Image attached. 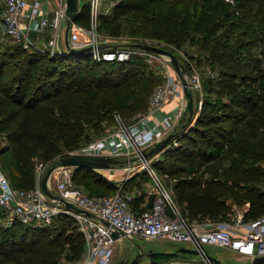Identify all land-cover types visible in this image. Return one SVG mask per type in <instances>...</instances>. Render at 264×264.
Instances as JSON below:
<instances>
[{
    "label": "trees",
    "instance_id": "trees-1",
    "mask_svg": "<svg viewBox=\"0 0 264 264\" xmlns=\"http://www.w3.org/2000/svg\"><path fill=\"white\" fill-rule=\"evenodd\" d=\"M117 1L112 13L102 17L100 28L111 29L118 17L127 16L129 35H149L178 49L186 43L197 45L218 68L217 87L212 91L216 98L206 96L201 100L190 123L183 122L176 131L175 144H169L164 159L155 163L173 180L172 189L185 216L198 221L227 219L231 206L222 195L228 194L248 204L244 221L261 217L264 167L258 163L264 160V79L258 89L240 90L242 43L238 39L226 41L219 33L224 25L251 8L264 15V0H183L157 13H150L151 9L164 0ZM76 20L88 24L87 5ZM15 45V53L0 46V156H4L0 162L17 188L34 187L33 159L37 155L46 150L78 147L103 136L105 124L101 116L105 112L116 110L114 114L128 120L145 113L154 88L161 83L138 56L125 62H102L110 66L96 75L97 67L105 65L95 62L88 53L50 55ZM7 72L11 74L9 79ZM89 129L100 136L92 138ZM225 141L236 160L228 183L207 176L202 169L204 163L215 160L216 150ZM78 172L85 181L97 180L102 174L76 168L77 185ZM107 180V188L113 191L89 193L115 192L116 182ZM143 201L144 197L135 198L134 209H139ZM2 216L0 211V219ZM19 226L25 229L17 236ZM84 249V236L68 215L59 216L49 226L16 223L0 227V264H60L66 250V258L76 260Z\"/></svg>",
    "mask_w": 264,
    "mask_h": 264
},
{
    "label": "built area",
    "instance_id": "built-area-1",
    "mask_svg": "<svg viewBox=\"0 0 264 264\" xmlns=\"http://www.w3.org/2000/svg\"><path fill=\"white\" fill-rule=\"evenodd\" d=\"M3 3L0 19L2 40L8 39L26 50L56 55L70 53L71 49L91 47L90 55L98 63L125 62L132 59L136 52L131 46H110L99 37L102 17L112 13L117 0H78L79 13L83 6L89 8L88 24L72 19L67 0H3ZM47 31H50L49 36L44 35ZM32 34H43L45 46L41 47ZM136 48L154 53L138 46ZM189 64L191 70L189 68L190 71L185 73L187 86L197 93L202 91L201 73L196 64L191 61ZM185 86L182 79L175 81L169 78L154 88L145 113L136 114L129 120L116 113L115 130L69 152L68 155H107L117 159L118 162L109 169L120 167L124 177L115 181L117 190L111 194L86 192L74 180V166H57L53 171L56 191L51 190L52 195H49L42 186L44 163L35 169L34 187L17 188L0 162L2 223L5 226L20 223L40 227L52 225L61 215L70 216L84 236L85 249L81 258L67 260L64 264H111L118 241L136 236L187 241L204 253L203 244H212L235 250L248 260L264 255V214L251 221L242 219L244 211H239L232 222L227 219L190 220L185 216L173 189L164 181L169 174L161 173L152 157L147 156L148 150L169 133L175 132L185 118L188 106ZM174 93L179 94L181 101L172 110H164ZM131 171H143L152 180L137 210L132 202L141 195L125 188L131 176L127 173ZM67 202L76 208L69 207ZM114 232L118 233V237L114 236ZM202 258L204 264H213L206 257ZM167 264L186 263L171 260Z\"/></svg>",
    "mask_w": 264,
    "mask_h": 264
},
{
    "label": "rangeland",
    "instance_id": "rangeland-1",
    "mask_svg": "<svg viewBox=\"0 0 264 264\" xmlns=\"http://www.w3.org/2000/svg\"><path fill=\"white\" fill-rule=\"evenodd\" d=\"M182 1L183 0H164L158 2L153 6L150 13H157L158 11L170 8L172 5H180ZM199 1L201 0H187V3H198ZM3 6V0H0V12L3 9ZM126 18L127 16L118 17L112 25L111 29H102L99 27L100 39L107 41L108 45L110 46L133 47L136 51L134 56L140 57V59L145 63L144 66L147 68V71L161 79L160 84L166 82L169 78L175 79V81H180L181 79L183 80L182 74L185 75V72L183 71L182 73H180L179 69H176V65L172 62L170 56L157 52H143L142 49L136 48L137 44L148 43L169 49L174 54H176L178 67H180L179 64H182L187 68V70H189L188 68L191 67L189 61L196 64L197 69L200 70L201 73L202 91L194 93L193 114H196L200 105V101L204 97L210 96L212 98H216L215 94L212 91L213 89H215V87H217L218 68L215 65H212L207 60L206 53L204 51H202L197 45H192L190 43H186L181 49H178L174 45L169 44L164 40L157 39L149 35L131 36L128 34V31L126 29ZM219 34L226 41L230 42L234 39H238L242 43L243 60L241 68L239 70L240 80L238 81V87L240 88V90L243 92H250L254 89H258L260 81L264 79V15L255 7L251 8L246 13H242L240 16L234 18L232 21L224 25ZM44 35L49 36L48 32ZM44 35L32 34L33 37L38 39V44L41 47L45 46L46 39ZM2 36V31L0 30L1 48L15 53L16 45L8 39L2 40ZM61 44L63 47H65L63 40H61ZM39 52L44 53L46 51L39 50ZM101 64L105 66H98V72H96V75L102 74L104 72V69L109 68L110 66L109 63ZM10 75L11 74L7 72L6 78L9 79ZM253 79L257 81H253ZM101 92L103 93L104 91ZM187 100H189V98H187ZM50 103L55 104L56 101H50ZM114 105L117 106L116 101L114 102ZM115 111L116 110H112L109 113L105 112V114L101 116L102 124H105V133L116 129L117 122L114 118ZM191 116L192 114L186 113L185 118L177 126L176 131L180 129V126L183 122H189ZM87 132L92 134V138L100 136L97 131L89 129L87 130ZM249 139L251 140L250 137ZM2 140L3 139H0V145H2L3 143ZM83 141L86 140H81L80 142ZM173 142L175 144V137L169 144ZM169 144L167 146H169ZM228 144L229 143L225 141L216 150L215 160L204 163L202 167V169L205 170L207 176L211 175L213 177L219 178L222 182L227 183L233 177L236 162L234 156L235 154L231 151V149H229ZM167 146L160 152L154 153L151 156L154 164L164 159V152L167 149ZM76 148L77 147L72 145L66 148H62L61 150H46L33 159L34 166L37 167L41 163H44V165L46 166L43 172L44 179L50 167L59 166L60 157L68 155L69 152L73 151ZM150 150L151 148L148 150V152ZM3 157L4 156H0V159H2ZM258 164L264 167V160L259 162ZM75 169L76 167H74V174ZM99 172L102 174H100L101 176L97 180L89 179L88 181L83 180V174L81 172H78L77 176H75L76 181L86 192H111L114 190V188H107V179L118 181L119 179L124 177V172L120 167H117L115 169L103 168L99 170ZM6 173L9 175L7 170ZM128 174H131V176L126 181L128 185L127 189H129L130 191H136L138 195H141V197H143L144 192L151 187V178H149L143 171L137 173L131 171L127 173V176ZM98 181L100 183H97ZM164 181L169 188H172L173 180L170 181L169 178H165ZM48 187L50 188V190L56 191V179L53 173L48 178ZM222 196L231 206V212L227 215V220L232 222L236 219L237 213L239 211L242 212L247 204L228 194H224ZM0 227H4L1 219ZM24 229L25 226L17 227L15 230L17 236H20ZM182 246L193 248L192 244L187 241H173L166 238L149 239L140 236H136L133 239L124 237L123 239L118 241L117 251L111 264H118L120 261L126 260L131 261L139 253H143L141 262L139 264H148L150 263V258L147 254L150 250L169 252L177 251ZM203 248L206 254L219 259L223 264L248 263L244 258H242V256L239 255L237 251L230 248L219 247L212 244H203ZM67 251L68 250H66L61 256L60 264H64L67 260H73L66 258L65 253ZM171 260L175 261V263L181 261L186 264H204V260L200 255H180L178 257L172 258Z\"/></svg>",
    "mask_w": 264,
    "mask_h": 264
},
{
    "label": "water",
    "instance_id": "water-1",
    "mask_svg": "<svg viewBox=\"0 0 264 264\" xmlns=\"http://www.w3.org/2000/svg\"><path fill=\"white\" fill-rule=\"evenodd\" d=\"M68 4V12L71 14L72 19L76 20L78 13H79V7H78V0H67ZM138 47L145 48L160 54L168 55L171 57L172 62L176 65V69H179L180 73L188 72L187 68L179 64L180 67H178V61L177 56L172 51L165 47H160L156 45L151 44H137ZM91 47L84 48V49H71L70 54H90ZM183 75V81L185 83V94L188 100V106L186 113L192 114L194 112V92L189 89L187 86V80L184 74ZM176 132L169 133L166 137H164L162 140L158 141L151 150L147 153V156H152L154 153L160 152L163 150L175 137ZM118 162L117 159L107 156V155H89V154H79V153H73L70 155L62 156L59 159V166H74L76 168H87V169H103V168H109L112 164H116ZM56 166L50 167L47 171L46 177L43 179L42 186L43 189L49 194L52 195V192L50 188L48 187V178L53 173ZM67 205L69 207H75L72 203L67 202ZM76 208V207H75ZM79 211H82L83 209L77 208ZM114 236L118 237V233L114 232ZM150 258V263L148 264H154V263H161L170 261L172 258L178 257L180 255H200L201 257H206L208 260H210L214 264H223L219 259L214 258L212 256H209L208 254L204 252H199L195 248L190 247H180L177 251H156V250H150L147 254ZM143 253H139L135 258H133L131 261H120L118 264H139L141 262ZM247 264H264V255L256 256L251 258Z\"/></svg>",
    "mask_w": 264,
    "mask_h": 264
},
{
    "label": "crops",
    "instance_id": "crops-1",
    "mask_svg": "<svg viewBox=\"0 0 264 264\" xmlns=\"http://www.w3.org/2000/svg\"><path fill=\"white\" fill-rule=\"evenodd\" d=\"M3 10V9H2ZM2 10H1V12H2ZM1 12H0V16H1ZM48 32V34H50V31H47ZM47 32H46V34H47ZM35 35H38V34H35ZM185 73H187V72H185ZM181 101V99H180V96H179V94L178 93H174V95L171 97V99L165 104V106H164V110H166V111H170V110H172L179 102ZM53 191V190H52ZM55 192V191H54ZM247 208V206L245 207V209ZM244 209V210H245ZM243 210V211H244ZM240 256H242V258H244L247 262L249 261L248 259H246V257L244 256V255H240Z\"/></svg>",
    "mask_w": 264,
    "mask_h": 264
},
{
    "label": "flooded vegetation",
    "instance_id": "flooded-vegetation-1",
    "mask_svg": "<svg viewBox=\"0 0 264 264\" xmlns=\"http://www.w3.org/2000/svg\"><path fill=\"white\" fill-rule=\"evenodd\" d=\"M127 261V260H126Z\"/></svg>",
    "mask_w": 264,
    "mask_h": 264
}]
</instances>
